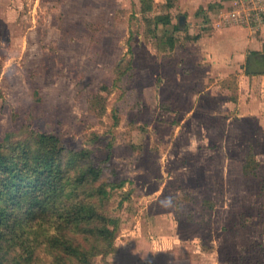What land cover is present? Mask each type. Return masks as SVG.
<instances>
[{"label":"rangeland","instance_id":"1","mask_svg":"<svg viewBox=\"0 0 264 264\" xmlns=\"http://www.w3.org/2000/svg\"><path fill=\"white\" fill-rule=\"evenodd\" d=\"M145 1L0 0V145L49 133L66 152H89L103 172L96 186L113 185L104 207L116 229L95 264H264V118L211 117L217 103L202 98L188 116L160 99L177 63L206 81L193 67L204 34L182 15L264 39L259 4ZM47 248L36 246V264H51Z\"/></svg>","mask_w":264,"mask_h":264},{"label":"trees","instance_id":"2","mask_svg":"<svg viewBox=\"0 0 264 264\" xmlns=\"http://www.w3.org/2000/svg\"><path fill=\"white\" fill-rule=\"evenodd\" d=\"M89 155L66 152L49 133L0 145V264H36L42 244L51 264H95L109 254L116 229L104 202L113 185L96 186L103 172Z\"/></svg>","mask_w":264,"mask_h":264},{"label":"crops","instance_id":"3","mask_svg":"<svg viewBox=\"0 0 264 264\" xmlns=\"http://www.w3.org/2000/svg\"><path fill=\"white\" fill-rule=\"evenodd\" d=\"M189 2L198 6L202 5V8L208 10L213 8V4H223L225 0H189ZM183 16L186 18L184 24L188 20L189 26L192 25L191 31L193 30L197 36H199L200 32L204 34L202 38L194 37L193 54L196 55L197 59L195 60L197 62L196 66L193 65V67L204 69L205 74H207L205 77L206 81L200 85L197 82L198 80H193L192 74L181 68L184 63L181 65L177 63L173 65L172 69L176 82L174 80L171 82L167 79L164 81L161 91L165 92V95L164 93L160 95L161 101H171L175 109L179 108L190 116L199 109L197 104L202 98L206 102L208 101V104L212 101L217 103L216 108H212L215 107L212 106L210 110L204 111L208 116H220V119L226 116L229 119L235 115L236 119L256 117L257 120H263L264 102L262 99L259 100V103L251 102L237 105L235 102L237 99H229L230 102H227L228 100L225 97L222 100L220 97L217 98L216 95H264V39L259 35L254 36L251 28L233 24L222 25L221 22H216L215 17L213 20L216 24H208L206 18H203L207 15L201 17L196 14V11H193L191 15H182L180 17V26L184 25L181 24ZM201 19L205 22L206 27L211 26V28L199 31V26H197L195 21H200ZM200 64H204V67ZM184 67L187 68L188 66ZM233 74L238 78V86L236 88L228 86L227 80ZM170 83L172 88L169 87ZM198 85L200 86L198 87ZM169 91H171V95L166 94ZM183 101L187 102L182 105ZM229 103L235 105L234 110L232 104L229 108H226ZM230 113L231 116L229 115ZM224 144L222 143L220 147L228 145L224 146Z\"/></svg>","mask_w":264,"mask_h":264},{"label":"built area","instance_id":"4","mask_svg":"<svg viewBox=\"0 0 264 264\" xmlns=\"http://www.w3.org/2000/svg\"><path fill=\"white\" fill-rule=\"evenodd\" d=\"M255 3H258L259 7H256V9L254 10H256L258 14H261L264 17V0H255Z\"/></svg>","mask_w":264,"mask_h":264},{"label":"water","instance_id":"5","mask_svg":"<svg viewBox=\"0 0 264 264\" xmlns=\"http://www.w3.org/2000/svg\"><path fill=\"white\" fill-rule=\"evenodd\" d=\"M185 16H183L182 18H181V24H184V22H185Z\"/></svg>","mask_w":264,"mask_h":264}]
</instances>
